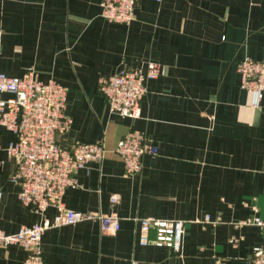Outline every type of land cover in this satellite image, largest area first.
I'll return each mask as SVG.
<instances>
[{"label":"crops","instance_id":"1","mask_svg":"<svg viewBox=\"0 0 264 264\" xmlns=\"http://www.w3.org/2000/svg\"><path fill=\"white\" fill-rule=\"evenodd\" d=\"M101 2L0 0V71L32 70L65 85L72 123L62 141L106 144L105 159L65 191L66 207L121 218L114 234L98 220L46 230V264H250L264 241L249 222L264 219V97L252 104L238 64L264 59V0H139L130 24L105 19ZM151 61L161 72L147 83L140 117L112 113L100 78ZM132 129L151 133L159 151L128 175L115 149ZM0 134L4 147L15 140L6 128ZM0 159V228L15 233L42 217L19 199L15 160L5 150ZM56 212L49 207L46 217ZM144 217L183 220L181 249L142 245ZM25 256L20 245H0V264H23Z\"/></svg>","mask_w":264,"mask_h":264},{"label":"built area","instance_id":"2","mask_svg":"<svg viewBox=\"0 0 264 264\" xmlns=\"http://www.w3.org/2000/svg\"><path fill=\"white\" fill-rule=\"evenodd\" d=\"M139 0H102L101 14L110 22L130 24L135 18ZM2 32L0 31V55ZM242 88L253 95L254 106L264 97V59L244 57L238 64ZM161 72V65L149 62L146 69L126 67L104 75L99 80V91L104 95L112 113L122 117L141 115V101L147 93V83ZM12 93L4 98V93ZM68 88L55 81L43 82L34 71L22 77L9 76L0 71V128L15 134V140L3 146L0 134V152L5 150L16 167L11 180L19 185V199L42 219L31 225H22L15 233L0 228V245H20L26 251L23 264H46L42 251V238L46 230L86 220H98L104 233H116L121 227L117 213L79 211L67 208L63 197L70 187L79 185L78 173L101 163L107 154L104 141L64 143L61 136L70 128L72 119L66 114ZM158 145L151 133L132 129L118 142L115 152L122 158L128 175L143 168L146 155H157ZM4 160L0 159V165ZM113 203L119 195L113 194ZM2 191L0 189V207ZM49 207L57 212L46 217ZM140 222L139 242L142 245L168 246L181 249L185 222L181 219L144 217ZM250 223L264 231V219L255 217ZM153 233V236H152ZM250 264H264V241L256 246Z\"/></svg>","mask_w":264,"mask_h":264}]
</instances>
